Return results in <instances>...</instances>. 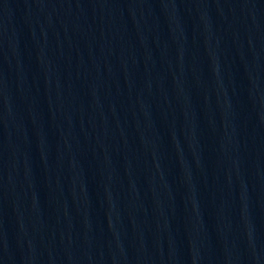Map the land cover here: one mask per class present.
I'll use <instances>...</instances> for the list:
<instances>
[{
  "label": "water",
  "instance_id": "water-1",
  "mask_svg": "<svg viewBox=\"0 0 264 264\" xmlns=\"http://www.w3.org/2000/svg\"><path fill=\"white\" fill-rule=\"evenodd\" d=\"M0 264H264V0H172L0 128Z\"/></svg>",
  "mask_w": 264,
  "mask_h": 264
}]
</instances>
